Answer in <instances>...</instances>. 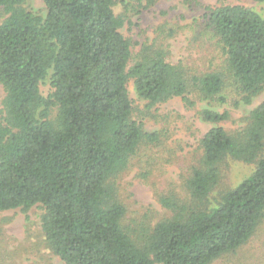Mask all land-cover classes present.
Listing matches in <instances>:
<instances>
[{
  "label": "trees",
  "instance_id": "1",
  "mask_svg": "<svg viewBox=\"0 0 264 264\" xmlns=\"http://www.w3.org/2000/svg\"><path fill=\"white\" fill-rule=\"evenodd\" d=\"M28 1L0 0V213L41 208L45 244L63 264H260L243 250L264 224V100L236 130L221 126L228 110L200 112L215 126L180 175L186 197L161 194L167 212L155 223L127 224L118 182L137 166L146 180L170 151L168 129H146L157 105L181 98L195 107L191 94L250 105L264 91V18L240 5L208 8L194 41L220 55L201 70L174 63L160 41L133 53L126 15L115 11L125 0H43L44 12ZM230 161L254 166L233 188Z\"/></svg>",
  "mask_w": 264,
  "mask_h": 264
},
{
  "label": "rangeland",
  "instance_id": "2",
  "mask_svg": "<svg viewBox=\"0 0 264 264\" xmlns=\"http://www.w3.org/2000/svg\"><path fill=\"white\" fill-rule=\"evenodd\" d=\"M222 5L244 6L264 18V2L254 0H157L149 8H145L146 1L125 0V3H119L115 7V11L119 15H126L121 31L133 42V53L137 54L146 42L160 41L169 47L174 63L183 61L204 70L209 67L210 60L213 65L218 64L217 56L220 53L207 41H194L195 23L203 18L208 8ZM27 7L34 11L45 10L43 0H29ZM128 88L135 106L144 109L146 102L138 98L133 81L129 82ZM41 92L43 95L51 92L49 81L42 84ZM4 96L5 90L0 84V108ZM191 97L196 99L195 107L188 106L181 98H175L153 109L152 116L146 122V129H168L170 139L167 149L170 151L156 155L159 157L158 162L152 167L146 180L138 176L142 168L137 166L118 182L120 196L129 208L127 224L133 227L145 220L155 223L165 215L167 211L159 202L161 194L175 193L182 198L186 197L181 187L180 175L191 163L190 152L196 149L198 140L215 126L205 121L200 112L207 108H214L219 112L228 110L231 120L221 126L236 130L242 125L244 115L264 100V91L254 97L250 105L242 103V97H236L229 106L200 101L195 94H191ZM235 102H240V105ZM253 171V165L228 162L224 172L226 186L236 187ZM215 197L217 191L210 199L212 204L216 203ZM42 213L39 207L28 211L17 209L0 213V264H63L45 244L41 228ZM243 253L246 262L257 259L258 263L264 264V224Z\"/></svg>",
  "mask_w": 264,
  "mask_h": 264
}]
</instances>
